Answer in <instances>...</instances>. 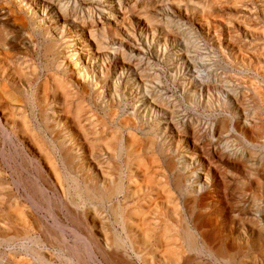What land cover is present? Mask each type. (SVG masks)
<instances>
[{"label":"bare ground","instance_id":"6f19581e","mask_svg":"<svg viewBox=\"0 0 264 264\" xmlns=\"http://www.w3.org/2000/svg\"><path fill=\"white\" fill-rule=\"evenodd\" d=\"M49 1L52 0H0V139L2 140L0 147L2 143L7 144L9 142L13 144V138L16 137L20 141V143L18 142L20 148L22 147L21 152L14 147L17 157L25 154L34 159L31 162H35L34 165L62 171L64 182H68V196L66 198L67 202H65L76 212L75 214L79 218V228L87 226L92 231L99 228V235L102 236L96 238L97 245L93 243L96 248L93 247L89 236L84 235L77 228H71L74 231L73 235H75L74 245H70L73 256L65 259V264H77V262L83 260L81 258L85 255L92 259L94 255L96 256L95 250L101 256L103 255L105 260L111 261L112 264H206V261H209V263L212 261L214 264H255L259 261V264H264V227L261 233H258L260 235H256L257 237L253 236L254 231H257L255 227L247 234L236 232L232 235H217L214 238L206 234L204 231L205 223L210 221L206 212L209 209L210 201L208 199H199L196 195L202 185L203 187L208 185L209 175L198 176L199 174L197 175L195 170L189 171L190 168L194 169L196 164H198L199 170H202L200 169L201 161L196 152L191 154V159L188 161L185 160L182 163L174 162L175 160L171 157L174 151L173 144L179 139L176 140L177 138L175 137L176 142L172 143L173 146L171 145L170 147H168L169 145L167 146L164 139L160 142V138L163 136L162 123L164 122L163 119H165L162 114V111L165 112V107L161 106L162 104L164 106L166 102H161L160 104L161 98L156 88L157 75L148 71L149 66L143 64V59L140 58V50L135 49L132 45L134 36L133 28L131 27L134 24L133 21H128V13H125V8L129 15L134 17L138 15V18L142 19L150 32L155 31L154 27L158 24V21L155 22L153 27L155 20L153 21V18H146L145 20L140 13L142 9L140 8L141 10L139 11L136 8L137 6L135 7L131 1L130 5L125 7L124 0H90V2L96 1L100 3L103 7V10L100 11L101 13L99 12V20L74 19L70 17L68 7H59L60 5L56 6ZM244 1L241 3L245 5L246 1ZM253 1H256L254 3L260 7L257 21L264 23V0ZM237 2H233V5L230 3V5L228 4L229 6H226V4L225 6L224 4L220 6L221 1L219 2V0H187L185 3L177 2L179 4L174 1L176 4L174 7L177 10L184 9L189 13H197L195 15H198L201 21V19L206 20L213 16L212 13L215 14L218 9L228 10L226 9L227 7L231 9L229 11L234 9V11H238L239 8L237 9V7L239 5ZM128 6H130L129 10ZM167 7V5L163 6L161 10L165 12ZM150 11L149 8L143 9V12L149 13ZM238 16L240 17V15ZM198 18L196 17V19ZM241 20L237 18L235 23ZM229 21L233 22L232 20ZM223 22L222 20H213L214 29H221ZM253 22L252 24L254 25L255 22ZM165 23L164 27L162 28L161 26L160 28V30L163 29L165 38L153 37L157 52L163 48L167 50L168 43L171 42L170 38L172 36L170 35L172 32L169 30L167 23ZM235 23L232 25L234 26ZM243 23L245 22L243 21ZM229 24L231 25V23ZM241 24L242 22L240 27L247 25L242 24L244 25L242 26ZM249 26L247 25L248 28L244 29L249 31ZM227 27L230 26L228 25ZM240 27L238 25V28ZM178 28H180V25ZM251 28L253 27L251 26ZM148 29L144 28L143 32L149 34ZM214 29L213 31L216 34L218 30L215 31ZM253 29L249 32L252 35L257 31V28ZM181 30H183L182 27ZM261 30L260 32L263 33V29ZM139 31L141 30L139 29ZM258 35L264 36V33ZM174 36L172 38L174 40L173 44L177 41ZM179 36H176L177 39ZM229 37L234 39L231 35ZM236 37L239 38L240 34ZM180 41L183 42V40ZM257 43L255 42L254 44L256 45ZM187 45H189L188 41L186 44L184 42L183 52L174 50L175 52L169 54L171 57L169 59L170 62H173L172 58H177L180 59V65L186 66L187 62H184V60L190 61V50H188ZM236 46L239 47L237 44ZM253 46L251 45L252 48H254ZM239 49H241V46ZM238 53L240 54V51ZM243 54L241 52L240 55ZM194 67H197V65ZM260 73L263 72L261 71ZM248 87L252 88L251 85ZM129 99L131 100L130 102L134 103L132 113L126 112L127 106H129ZM260 101L262 102H260L261 106L264 107V98H261V96ZM120 114H124L125 118L120 119ZM173 115H176V113H172ZM165 117L167 118V116ZM134 121L136 124H134ZM146 121L148 122V128L147 131H144L143 124L147 123ZM166 121L169 123L170 120ZM261 128H259L258 134H255V141L258 140L257 143L259 144L264 141V128L263 126ZM246 129L248 128L246 127ZM137 131L145 132V134L142 132L144 136L142 135L143 138H140V140L138 139L139 135L137 136L135 133ZM179 134L178 136H180ZM1 152L2 155H5L4 150ZM31 158L29 160H32ZM158 158L169 161L167 169L171 174V182L168 181V183L171 190L183 199L184 211L183 214L178 213L179 216L175 218L174 215H176L177 211H167L165 208L167 212L165 213L163 210V213H165L163 218L162 216L153 218L150 207L147 211L145 210L146 213H143L142 217L139 216L140 218H138L137 214L134 216L133 204H139L138 208H140L149 200L152 199L151 201H154L155 199L157 206L153 207L151 205L152 209H154L155 207L158 208V205H161L163 201H170L168 199L169 196H162L159 183L157 179L156 183L153 181V176L150 177V180L145 179L144 181L143 177V179L139 178L141 179L140 182H142V186L140 185L139 187L137 182H133V179L136 178L135 174H137L135 172L139 171V168H136L138 161L145 160L150 164H155ZM252 158L254 159V157ZM253 159H250L251 162ZM94 168L112 169V171H105L108 172L107 174L103 173L104 171H100L102 173L93 172L92 174L91 171ZM249 168L246 171L247 173H245L251 176V169L253 168L252 166ZM148 175H150V172ZM197 176L202 177L204 182L201 178V183H194V179ZM258 181L259 186L257 187H260V191L264 190V182ZM132 184H136L137 188L132 187ZM262 184L263 187L260 186ZM160 196L165 200L159 198ZM149 205L146 206L149 207ZM49 210L52 212L51 209ZM106 210L110 212L112 221L108 219ZM110 224H113L117 230L111 232V230L107 229L108 231H106L105 227L107 228ZM0 232L3 231L1 230ZM20 234L18 235V232L9 233L7 236L5 234L4 239L11 243L21 239L22 247L32 253L34 255L32 256L39 264H54L53 259H48V257H45L47 255L41 254L40 247L42 243L38 238L31 236L30 233L23 234L22 232ZM64 242L66 243V240H63V242L59 240L56 244L63 245L65 244ZM80 245L84 247V252H86L83 257L81 255L82 252L79 250Z\"/></svg>","mask_w":264,"mask_h":264},{"label":"rangeland","instance_id":"374dc122","mask_svg":"<svg viewBox=\"0 0 264 264\" xmlns=\"http://www.w3.org/2000/svg\"><path fill=\"white\" fill-rule=\"evenodd\" d=\"M130 1L132 2V4L134 3L135 7L137 6L136 8L139 11L142 9L140 13L142 16H144L145 20L146 18L148 19L153 18L152 20L153 21L155 20L153 27L155 26V22L158 21L157 22L158 24L156 23L157 25L154 27L155 31L153 30L151 31L153 33H151L150 30L147 28V26L142 21V19L138 18V15H135L137 18L129 15V12L125 8V13L126 12L128 13V21L129 22L133 21V24H134L131 27L133 28L132 31H133V36H134L133 37L134 43L132 42V45L135 49L140 50V53H139L140 58L143 59V64H145L146 66H149L148 71H150V73H153V74L155 73L154 75H157L158 80L156 83L157 85L156 84L155 85L159 93V96L161 98L160 104L161 102L167 103V104L165 103L164 106L163 104L162 106L160 105L163 108L165 107L164 108L165 112L162 111L163 118H165L168 121L170 120L168 123L165 119H163L164 121L162 123V135L163 136L160 138V142L164 139L167 146L169 145L168 147H170L172 143H175L176 140L179 139L175 144H173L174 151L171 154V157L173 158V160H175L174 162L182 163V161H185V160L188 161L189 159H191L190 158L191 154L196 152V154L199 157V160L201 161L200 169L202 170L200 171L198 168L199 167L198 164H196L194 166V169L188 168L189 171L192 172L195 170V172H197V175L199 174L198 176H208L209 175L208 185L204 187L202 185V187H200L198 190L199 193L197 192V195H196L197 197H199V199H208L210 201L209 209L206 212L209 215L208 219L210 221L209 222L206 221L207 223H205L204 231L206 232L207 235L209 234L211 238H214L217 235L218 236L222 234L232 235L236 232H240L241 234H245V233L247 234L253 227H255L257 231L256 230L254 231L253 236H256L258 233H261V230L264 227V205H263L264 190L260 191L261 190L260 187H257L259 186L257 183L259 182L258 180H261L262 182H264V173H263L264 172V169H263V166H264V155H263L264 154V144L263 143L264 141L261 142L260 144L257 143L258 140L255 141L256 140L255 134L256 135L258 134L260 130L259 128H261L262 126L264 128V116H263L264 107H262L261 106L262 104H260L261 102L260 96L261 98H264V51H263L264 50V36L262 35L264 33V27H262L264 23L257 21L259 17V14H258L259 9H260L259 5L255 4L256 1L245 0L246 1V4H245L246 6H245L244 3H241L244 0H241V1L237 0L238 2L235 0L233 2H237L239 5V7H237V9L239 8L238 11H234L235 10L234 9L232 10L233 11L232 13V11H229L231 9L227 7L226 9L228 10L218 9V11H216L215 14L212 13L213 16H210L213 19H211L210 17L206 19L208 21L201 19L202 21L201 23L200 17L198 18V15H195L197 13L195 14L189 13V12H186V10L184 9L177 10L176 7H174L176 4H179L180 2H183V3L187 2V0H180V1L179 0H164V1L163 0H124L125 7L126 5H130ZM174 1L176 4L174 3ZM220 1L222 3V4L220 3V6H223V4L224 6L225 4L226 6H229L230 3L231 5H233L232 0H227L226 2L225 0L224 1L219 0V2ZM49 2L56 6L60 5L59 7H65V6L68 7L70 17H73L74 19L75 18H87L88 20H93V19L99 20L98 18L101 13L100 11L103 10V7L102 5H100V3L96 1L90 2V0H52ZM242 4L244 5V7ZM166 5L168 7L166 8V11L164 12L161 10V8ZM129 7L130 6H128V10H129ZM144 8H149L151 11L149 13L143 12ZM248 11L251 12L252 14V15L250 14L251 16L249 15L250 12ZM220 12H222L223 14ZM186 13L188 14L186 15ZM238 15H240V17ZM221 16H224V17H221ZM228 16H229V19H228ZM130 17L132 18L131 20H130ZM196 17L199 20L196 19ZM237 18L238 20H241V19L242 20L237 21L235 23V19ZM213 20H219V21L222 20V22L223 20H225V22H223V25L220 27L221 29L219 30L217 29L219 32L216 29H214L213 23H212ZM229 20H232L233 22H230ZM243 21L245 23H243ZM165 22L167 23L169 30H171L172 32L170 35L172 36L170 38L171 42L168 43L167 50L163 48L161 49L162 52L161 50L157 52L155 49V43L153 42V37L161 38V39L165 38L163 29L160 30L161 26L162 28L164 27ZM241 22L242 24H247L249 22L247 24L248 26L252 24L253 22L254 25L253 24L250 25L249 31L248 30L246 31L245 29L248 28L247 25L245 27H240ZM229 23H231V25ZM233 23H235L234 26L236 27L232 25ZM256 23L258 26L256 25ZM179 25H180V28H178ZM228 25L230 27H227ZM238 25L240 28H238ZM203 26H206V27H203ZM207 26L208 27L210 26V27L208 28ZM251 26L253 28L257 26L255 27L257 28L256 29L257 31L255 34H253L254 36L249 33L250 30L253 29L251 28ZM181 27L183 30H181ZM144 28L148 29L150 33L149 34L144 33L143 32ZM255 28L253 30H255ZM139 29L141 31H139ZM213 29L217 31L216 34L214 33ZM229 29L231 30L232 33H235L236 35L229 32L230 31ZM261 29H263V33L260 32L262 31ZM141 32H143L144 35ZM245 32H248V33H245ZM180 34H182L181 35L182 37L179 36ZM239 34H240L239 38L241 39L236 37V36H239ZM258 34L262 35L263 37L259 36ZM230 35L234 39H231L229 37ZM244 35L246 38L244 37ZM173 36L177 40L175 44H173L174 43V40L172 39ZM176 36L177 37L179 36V38L177 39ZM179 39L183 40V42L180 41ZM256 40L258 41V43ZM187 41L189 44L187 45V48L191 52V53L189 52L190 61H185L183 59L184 62H187L186 63L187 65L186 66H184L183 64L180 65L181 64L179 62L180 59H177V58L175 59L172 58L173 62H170L169 59L171 57L169 54H171L172 52H175L174 50L183 52L184 42L186 44ZM254 41L257 44L260 43L261 45H257V44L255 45ZM235 43L238 46L241 43H243L242 45H240L241 49H239L240 46L237 47ZM232 45L234 46L232 47ZM251 45H254L253 46L254 48H252ZM238 51H240V54L241 52L242 54L244 52V54L240 55ZM259 53L261 57L259 56ZM193 54L195 55L194 57H193ZM203 62L204 64H202ZM196 65L197 67H194ZM176 70H177V73H176ZM261 71L263 73H260ZM236 76L238 77L235 78ZM250 85L252 88L248 87ZM256 91L260 92L259 95H258V92ZM248 97L250 98L248 99ZM130 101L131 100L129 99V106H127V109H126V112L128 113H132L133 111L134 103ZM238 106L239 108H237ZM166 108L168 111L170 109L171 112L169 111V113L171 114L168 113ZM172 113L174 114L176 113V115H173L175 116L174 118H172L173 117ZM165 116H167V118ZM0 117H1V114H0ZM124 118H125L124 114H120V119H124ZM257 122H262V123H257ZM166 123L168 124L166 125ZM134 124H136L135 121H134ZM143 125H144L143 130L145 129L144 131H147L148 122L144 123ZM176 125L178 128L176 127ZM246 127L248 129H246ZM164 129H166L167 131ZM173 129L175 130L177 129V130L175 131ZM254 129L257 131L255 132ZM144 131L135 132L137 136L139 135L138 136L139 140L140 138L141 139L143 138L144 136L143 134H145ZM163 131L164 132L166 131L167 133L166 132L164 133ZM0 132H1V128H0ZM142 132L144 133L142 134ZM174 133H176L177 136H175L176 134ZM178 134L180 136H178ZM170 136H173V137H170ZM248 137H251V138L248 139ZM14 139H16V137L13 138V142H14L13 144L9 142L7 144L2 143V146L0 147V176H1L0 177V189H1L0 190V216H1L0 226L3 227V228L0 227V231L1 230L3 231V232H0V264H21V263L22 264H36L38 263L33 257L34 255L22 247V243H20L22 242L21 239L16 240L14 243L7 242L4 239V235L6 234L5 236H7L9 233L12 234V233L18 232V235L19 233L22 234V232L23 234L30 233L31 236L38 238L39 241L42 243L41 245L42 246L44 245L43 247L42 246L40 247L41 254L44 256L47 255L45 257H48V259H51V260L53 259L52 261L54 262V264H65L66 263L65 259L72 258L73 254L71 253V246L74 245V240H75V235H73L74 231H72V229L77 228V230L79 229L81 233L89 236L91 238L89 240H91L93 247L96 248L95 247V245H97L96 238H98V236H102V235H99V232H100V231L98 232L99 228L93 229V231L87 226H82L81 228H79V218L75 214L76 212H74L71 209L70 205L69 204L67 205L66 203L67 202L66 198L68 196L67 194L68 182H64L62 171L53 170L52 168H48V167L44 168V166L34 165L35 162L31 163L32 161H34V159L26 156L25 154L17 157L16 156L17 154H15L16 152L15 148L17 149V151L21 152L22 147L20 148V144H19L20 141L18 139L16 140ZM0 142H2L1 139H0ZM253 142L256 143L255 146ZM247 148H249L250 150ZM3 150L5 152V155H2L1 151ZM251 152L254 153L255 155L252 154ZM256 153L258 154L256 155ZM203 156L204 158L205 157L206 158L204 159ZM252 157H254V159ZM30 158L32 160H29ZM250 159H253L254 161L252 160L251 162ZM166 160L167 159L158 158V161L155 164H150L148 163V161L146 162L145 160L138 161L137 163L138 166H136V168L138 167L139 169L138 168L137 169L139 171L135 172L137 174H135L136 178L133 179V182H137L138 183L137 185L139 187L140 185L142 186L141 184L142 182H140L141 179L144 178L143 181L145 179L150 180L151 179L150 177L153 176L154 177L153 181L155 182L157 179L159 183V188L161 189L160 193L162 191L161 193L162 196L163 195H165L166 197L169 196L168 199L170 201L166 202L167 200L163 199L160 196L159 198H162V200H165V201H163L161 205L159 204L158 208L155 207L154 209H152V206L153 207L157 206L155 204L156 203L155 199L154 201H151L152 199L148 201L149 203L151 202L150 205L148 202L145 203L147 206L149 205V207H147L144 204V206H142L144 208L142 207L138 208L139 204L138 205L133 204L134 206H132V209L135 210L134 216H136L137 214L138 218L142 217L143 213H146V211L150 207H151L150 209L153 212V213L151 212V215L153 218L156 216H159V217L162 216L163 218L164 214L168 210L177 211L176 215H174L175 218L179 216L178 213L183 214V211H184L183 199L179 197L178 194H176L174 191L171 190L169 183H168V181L171 182L170 181L171 174L167 169L169 161L167 160L168 161L167 162ZM250 166H252L253 168L251 169L252 175H255V176L251 175L252 176L251 177L248 174H246L247 173L246 171L250 169L249 168ZM109 170L112 171V169L104 168L103 170L102 168H94L92 169L91 172L93 174V172L102 173L100 171H104L103 173L107 174L108 172H105V171H109ZM149 172H150V175H148ZM198 176L197 178L194 179L195 181L194 183H197V182L201 183L200 181H202L203 178L198 177ZM203 182H204V179H203ZM239 184L243 186H240ZM260 186L263 187V184ZM132 187L137 188L136 184L135 185L132 184ZM244 191L247 194L243 193ZM164 193H166L167 195ZM167 206H170V207H167ZM171 207H173V209H171ZM165 208L167 209V211ZM49 209H51L52 212ZM163 210L165 213H163ZM105 212L108 214V219L112 221V216L110 212L108 210H106ZM112 225L113 224H110L108 225L107 228L105 227V230L108 231L107 229H109L111 230V232H113L114 230H117V228L114 227V225L113 226ZM218 231L220 234L218 233ZM50 234H53L54 236ZM59 240L60 242H63V240L64 241L66 240V243L64 242L65 244L63 245L56 244V242ZM93 243H95V245ZM79 250L82 252L81 255L83 257L86 254V252H84V247L80 245ZM94 252L96 256L94 255L92 259L91 258L89 259L85 255L83 258H81L83 260H80V262H77V264L79 263L80 264H112L111 261L105 260L104 256L103 255L101 256L98 251L95 250ZM205 263L214 264L212 263V261H210V263L209 261L208 262L206 261ZM255 264H259V261Z\"/></svg>","mask_w":264,"mask_h":264}]
</instances>
